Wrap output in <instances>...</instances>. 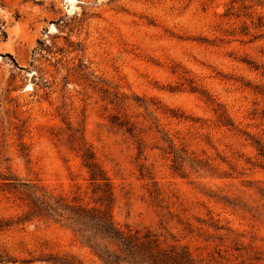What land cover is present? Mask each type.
<instances>
[{"label":"rangeland","instance_id":"obj_1","mask_svg":"<svg viewBox=\"0 0 264 264\" xmlns=\"http://www.w3.org/2000/svg\"><path fill=\"white\" fill-rule=\"evenodd\" d=\"M263 151L264 0H0V264H104L68 206L106 205L264 264Z\"/></svg>","mask_w":264,"mask_h":264},{"label":"trees","instance_id":"obj_2","mask_svg":"<svg viewBox=\"0 0 264 264\" xmlns=\"http://www.w3.org/2000/svg\"><path fill=\"white\" fill-rule=\"evenodd\" d=\"M92 157L90 154L89 158ZM87 165L92 170L93 179H106L97 162L88 161ZM109 196V190H105L103 198ZM47 206L50 211H56L51 205ZM68 207L76 233L104 264H201L185 249L162 247L159 239L150 232L140 234L139 231L118 229L113 223L109 205L100 208Z\"/></svg>","mask_w":264,"mask_h":264}]
</instances>
